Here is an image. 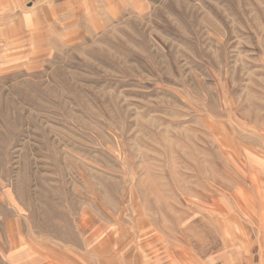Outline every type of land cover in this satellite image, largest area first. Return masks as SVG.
Listing matches in <instances>:
<instances>
[{"label": "rangeland", "instance_id": "374dc122", "mask_svg": "<svg viewBox=\"0 0 264 264\" xmlns=\"http://www.w3.org/2000/svg\"><path fill=\"white\" fill-rule=\"evenodd\" d=\"M98 8L0 66V264L181 262L264 164V0Z\"/></svg>", "mask_w": 264, "mask_h": 264}, {"label": "crops", "instance_id": "0c3cea01", "mask_svg": "<svg viewBox=\"0 0 264 264\" xmlns=\"http://www.w3.org/2000/svg\"><path fill=\"white\" fill-rule=\"evenodd\" d=\"M111 1L0 0V66L44 60L48 46L86 32L98 7L108 14ZM248 178L252 191L231 205L228 215L220 206L213 208L208 241L215 245L182 250L181 262H175L173 251L167 252L166 264H264V164Z\"/></svg>", "mask_w": 264, "mask_h": 264}]
</instances>
